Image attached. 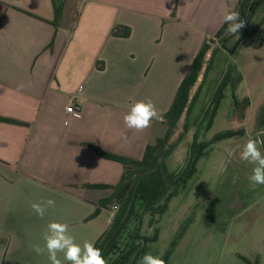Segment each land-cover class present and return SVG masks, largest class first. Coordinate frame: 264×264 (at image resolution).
Returning a JSON list of instances; mask_svg holds the SVG:
<instances>
[{
    "label": "crops",
    "instance_id": "1",
    "mask_svg": "<svg viewBox=\"0 0 264 264\" xmlns=\"http://www.w3.org/2000/svg\"><path fill=\"white\" fill-rule=\"evenodd\" d=\"M238 2L80 0L72 5V24L66 23L67 2L57 28L52 0H0V118L18 122L0 121V264H51L47 251L37 254L33 246L45 247L53 221L66 223L81 246L109 228L111 222L101 220L108 209L87 218L113 191L87 186L116 185L124 167L93 148L140 160L165 136L163 116L182 80ZM116 26L130 27L131 36L114 37ZM223 52L218 48L213 58ZM149 99L161 119L143 131L128 129L131 105ZM71 103L80 117L67 112ZM258 117L251 132L244 124L246 136L235 140L221 182L233 186L244 177L240 151L249 139L264 141ZM186 119L187 112L179 128ZM246 165L245 173L252 168ZM47 199L55 206L40 218L31 205Z\"/></svg>",
    "mask_w": 264,
    "mask_h": 264
},
{
    "label": "rangeland",
    "instance_id": "2",
    "mask_svg": "<svg viewBox=\"0 0 264 264\" xmlns=\"http://www.w3.org/2000/svg\"><path fill=\"white\" fill-rule=\"evenodd\" d=\"M79 2L80 0H68L67 25L72 24L75 17L73 6H78ZM257 24L258 17L255 16L245 26L252 31ZM241 37L242 32H226L212 44L214 54L218 48L223 49V57L213 60L206 58L200 78L191 91V98L197 96L210 62L212 68L206 76L201 93L191 104L187 119L181 128L178 127L171 142L184 131L187 121L189 129H195V136L191 143L185 145L188 129L177 150L165 161L169 172H175L184 165L195 140L209 142L217 133L239 129L244 124L250 132L254 130L255 116L264 105V24L231 54L228 49L234 47ZM224 38L227 39V49L222 47ZM228 64L243 76L237 95L239 99L246 96L250 98V109L243 121L235 112L231 91L227 89L226 98L216 113L211 129L207 131L206 127L213 119L210 114L212 98ZM238 139L241 138L223 140L205 148L196 175L169 202L164 215L156 218V226L160 231L159 240L149 243L146 253L162 258L166 264H264V185H258L254 189L250 186L248 177L252 168L245 173L246 163L242 170L244 177H240V181L233 186L228 185L227 181L221 182L224 172L229 168V162L232 163L229 159L230 151ZM181 145H184L186 151ZM114 207L110 209L113 214L116 212ZM111 212L105 211L101 220L111 222ZM153 233L154 227L143 231L145 236H152Z\"/></svg>",
    "mask_w": 264,
    "mask_h": 264
},
{
    "label": "trees",
    "instance_id": "3",
    "mask_svg": "<svg viewBox=\"0 0 264 264\" xmlns=\"http://www.w3.org/2000/svg\"><path fill=\"white\" fill-rule=\"evenodd\" d=\"M254 1L256 0H239L234 10L240 13V18L246 21V24L250 23L255 16L258 17V24L252 31L248 28L249 33L238 48L261 24H264V0L261 1L262 8L260 9L253 7ZM67 2L68 0H52L55 17L51 23L57 28L60 27ZM227 28L228 25L224 23L215 39H221L226 34ZM239 32L241 33L240 30ZM131 34L132 30L127 26H116L112 31V35L119 38H129ZM243 34L244 32H242ZM215 39L203 43L188 73L182 80L170 109L163 116V121L167 126L165 136L157 139L154 144L148 145L142 159L135 160L105 152L98 147L93 148L100 157L116 161L124 167L123 175L116 185L87 186L92 189H111L113 191L110 197L100 201L93 214L87 218V221H90L98 217L102 209L110 210L114 206L117 207L109 228L95 242V246L102 250L108 264H137L141 257L146 254L149 243L159 240L160 231L156 226V218L164 215L169 202L179 194L181 189L186 188L189 181L196 175L199 161L205 154V148L216 142L246 136V128L241 127L217 133L209 142L195 140L190 147L184 165L175 172H169L167 169L165 161L174 154L183 141V137L189 129L188 121L184 125V131L176 140L171 142V139L179 127L181 117L185 112H189L191 104L201 93L206 76L212 68V62H210L205 69L204 79L197 90V96L191 98V91L200 78L206 63V57L211 51ZM225 40V38L222 40V47L227 49V43H224ZM213 56L212 60L214 59ZM242 81V74L235 67L228 64L227 70L212 98L213 107L210 114L213 119L206 127L207 131L211 129L216 113L222 101L226 98L227 89L231 91L235 112L244 121L251 101L249 97L239 99L236 95ZM0 121L18 123L5 118H0ZM257 125L259 128H264V106L261 107ZM153 227L154 233L152 236L143 235L145 229H152ZM167 259L168 255L165 260L167 261ZM66 264H69V262Z\"/></svg>",
    "mask_w": 264,
    "mask_h": 264
},
{
    "label": "clouds",
    "instance_id": "4",
    "mask_svg": "<svg viewBox=\"0 0 264 264\" xmlns=\"http://www.w3.org/2000/svg\"><path fill=\"white\" fill-rule=\"evenodd\" d=\"M224 22L228 25L227 32L231 34L238 33L246 24V21L240 18V13L236 11H229L224 16ZM68 111L72 109L69 108ZM153 119H161L155 104L151 99L140 100L131 105L124 116V123L128 129L143 131L151 126ZM194 136L195 129H189L184 144L191 143ZM261 145H264V141L249 139L239 154L240 160L252 165V172L248 179L253 189L258 185H264V152L261 151ZM180 147L186 151L184 145ZM54 206L55 201L47 199L33 203L31 208L40 218H43L48 208ZM43 239L45 247L34 245L33 250L37 254H42L46 250L51 264H62L58 259V253H63L64 260L69 264H108L102 250L97 248L94 242L85 241L82 246L77 244L75 238L69 234V226L66 223L56 221L48 223ZM139 264H166V262L158 256L146 253L141 257Z\"/></svg>",
    "mask_w": 264,
    "mask_h": 264
},
{
    "label": "water",
    "instance_id": "5",
    "mask_svg": "<svg viewBox=\"0 0 264 264\" xmlns=\"http://www.w3.org/2000/svg\"><path fill=\"white\" fill-rule=\"evenodd\" d=\"M241 30H243L244 34L242 35V37L239 39V41L237 42V44L233 47V49L230 51L231 54H234L235 51L237 50L238 46L240 45V43L243 41V39L248 35L249 30L246 26H244Z\"/></svg>",
    "mask_w": 264,
    "mask_h": 264
},
{
    "label": "built area",
    "instance_id": "6",
    "mask_svg": "<svg viewBox=\"0 0 264 264\" xmlns=\"http://www.w3.org/2000/svg\"><path fill=\"white\" fill-rule=\"evenodd\" d=\"M71 108L72 111H68V109ZM67 112L69 113H72L73 115L77 116V117H80L81 114H80V111L77 109V106L75 103H71L68 107H67ZM117 209V207H114Z\"/></svg>",
    "mask_w": 264,
    "mask_h": 264
},
{
    "label": "flooded vegetation",
    "instance_id": "7",
    "mask_svg": "<svg viewBox=\"0 0 264 264\" xmlns=\"http://www.w3.org/2000/svg\"><path fill=\"white\" fill-rule=\"evenodd\" d=\"M261 1H262V0H256V1H254V6H253V7H255V9H260V8H262V7H261V6H262V5H261ZM240 31L243 32V30H241V29H240ZM238 41H239V40H238ZM238 41H237V42H238ZM224 43H227V39L224 41ZM229 50L231 51V49H229Z\"/></svg>",
    "mask_w": 264,
    "mask_h": 264
}]
</instances>
